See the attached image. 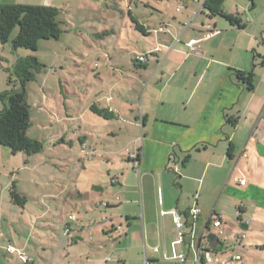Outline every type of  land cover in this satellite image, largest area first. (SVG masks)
<instances>
[{"label": "crops", "instance_id": "0c3cea01", "mask_svg": "<svg viewBox=\"0 0 264 264\" xmlns=\"http://www.w3.org/2000/svg\"><path fill=\"white\" fill-rule=\"evenodd\" d=\"M127 1L130 5L132 0ZM136 1L147 13L129 12L128 20L122 14L126 39L114 26L89 27L90 40L79 32L89 59L95 57L89 65L96 70L94 79L88 77V84L80 88L83 59L74 64L78 75L70 79L72 95H63V85L70 87L71 82L64 77L59 94L48 95L42 88L40 109L55 115L59 125L49 142L65 153L54 164L60 186L42 196L57 206L40 202V214L29 223H18L9 196V203L5 201L7 184H1L3 260L8 253L4 241L6 248L13 246L32 258L31 264H143L144 257L151 264H181V254L186 259L182 264H193L190 244L196 245L201 235H212L219 242L215 249H222L219 257L233 252L247 264H258L245 255L250 249L262 253L258 231L264 230V66L259 65L263 31L250 30L244 18L243 29L222 18L224 25L219 26L214 21L219 17L212 21L192 0H184L174 12L167 5L170 0ZM31 2L0 0L34 5ZM131 18L146 34L134 29ZM206 25L213 31L209 37ZM190 41L196 42L192 48L187 46ZM140 55L147 60L135 64ZM237 72L253 73L252 89ZM49 96L56 99L55 110ZM26 99L29 104L30 97ZM92 107L107 116L95 114ZM27 136L39 140L28 130ZM4 148L0 147V176L7 169L14 173L7 165L11 158L25 156ZM127 150L139 154L138 169L128 160ZM22 169L33 170L30 160ZM192 207L200 210L195 220L185 217ZM173 210L187 221L181 244L175 243ZM50 216L57 221L51 224ZM216 220L219 228L211 225ZM240 233L245 239L236 243Z\"/></svg>", "mask_w": 264, "mask_h": 264}, {"label": "rangeland", "instance_id": "374dc122", "mask_svg": "<svg viewBox=\"0 0 264 264\" xmlns=\"http://www.w3.org/2000/svg\"><path fill=\"white\" fill-rule=\"evenodd\" d=\"M33 2H35L34 5H29L50 6L58 9L59 14L57 18L61 23L60 27L62 33L57 40L51 39L39 41L35 51L22 48L13 50L11 46L12 40L18 32V28L15 27L7 42L0 44V92L9 88L10 85H8V82L10 80L12 82L17 80L15 65L19 59L35 57L38 64L44 67L38 72L33 69L34 78L29 81L25 87L27 96L30 97L28 106H31L32 108L29 111V117L32 124L28 129V133L30 137L39 139L42 143V149L38 154L32 155L31 157L29 156L30 158L26 157V155L11 158L7 162V165L9 168L12 167L14 173L10 175L7 169V171L2 173V176H0V185L2 184V186H4L7 184L6 189L3 191L6 203H9L8 188L9 185H11V181L15 182L14 184L17 192L25 197L23 209L18 208L19 206L16 205L11 206L18 214V216H16V221L18 223H21V219H24L25 222L29 223L31 219L35 218V213L40 214L43 210L40 206V202L41 204L48 203L53 207V209L57 206L55 201L50 198L46 200L42 196L46 193L53 194L57 190V187L60 186V183L54 177L53 172L58 171V168L54 164L57 156L62 158L65 153H62L59 148H56V150L53 146L55 144L54 142H49L51 136H55L59 125L57 124V117L55 115H52L44 109H40V98L43 94L42 88L44 87L48 90V95L59 94V82H62L63 77L66 80H70L72 78V74L78 75L77 72H74L77 70V67H75L74 64L76 61H82L84 59V65H80L84 71L82 74L83 80L79 84L80 88L83 89L85 84H88L89 78H95L96 70L93 68L91 69L89 66L95 62V57H91L92 59H89L87 44L82 42L79 32H81L87 40H90L89 36H87V32L92 26H114L117 31L122 29V38L126 39V31L123 27H121L123 22L122 14H124L126 20H128L129 12L136 14V16H144V14L147 13L144 5L136 0H132L130 5L127 0H51L48 3L49 5L40 3L41 0H32L31 3ZM184 2L186 1L170 0L167 5L170 6V9L174 12V8H176L178 4L183 5ZM223 9L225 11L232 12L233 14H239V17L244 18L246 23L248 22L247 25L250 30L255 33H258L259 30L263 31L264 38V0H224ZM203 13L207 14L204 11ZM207 17H209L208 14ZM158 18L160 19L157 14H154V19L157 20ZM211 20L213 21V18H211ZM196 21H198V19ZM214 21L219 24V26L224 25L223 22H221L223 21L221 18H216ZM128 43L129 41H126L123 45L126 46ZM122 53L125 54V56H128V53ZM61 66L63 69L60 71L59 68ZM89 68L91 71H88ZM63 86L64 88H67V91H63V95L65 97L67 95H72V81L70 82V87H67L66 85ZM49 99L51 104L54 106L53 109L55 110L56 107H58L56 99L50 96ZM1 108L2 105L0 103V110ZM40 112H44L46 114ZM49 117L53 119V122H48ZM63 124L67 126L65 121H63ZM78 150L79 149H77V151ZM27 160H30V168H33V170L22 169L19 171V168L22 167V163ZM50 160L53 161V164L50 163ZM73 164L76 167L75 160H73ZM74 166H70L69 170L74 168ZM47 167L51 168L50 171ZM41 174H43V176L49 175L53 179L48 181L44 179ZM51 215L55 216L56 213H51ZM56 221L57 218L53 217L51 222H49L53 224ZM40 224L46 225L47 223L40 220ZM245 233L249 235L250 232ZM258 234L262 236V243L260 247L262 253H256V251L254 252L252 249H250L249 255L247 253L246 255L243 254L244 252H242V250L237 251V253L245 255V257L252 256L254 259H251L256 261L258 264H264V230L261 232L258 231ZM2 245H5L4 248L7 249L6 242L3 241ZM17 251L19 250L17 249ZM233 254V252H230L229 255ZM6 255V259L3 260L0 252V264L4 263V261H6V263L8 261L9 264H24L18 257L17 252L11 254L12 256L8 253H6ZM64 263L67 262L65 261Z\"/></svg>", "mask_w": 264, "mask_h": 264}, {"label": "trees", "instance_id": "16d2710c", "mask_svg": "<svg viewBox=\"0 0 264 264\" xmlns=\"http://www.w3.org/2000/svg\"><path fill=\"white\" fill-rule=\"evenodd\" d=\"M223 2L224 0H204L202 8L206 10L210 18L219 17L232 27L245 28L246 24L239 17V14H229L223 9ZM58 14V9L50 6L0 3V44L7 42L15 27L18 28V32L12 40L13 50L22 48L35 51L39 41L59 39L62 30L61 23L57 18ZM130 20L136 31L146 34V30L141 24L133 18ZM134 63L140 64L136 60ZM259 65L264 66V55L260 56ZM254 66L255 64H253ZM43 68L42 65L38 64L35 57L19 59L15 65L17 80L14 82L10 80L8 82L9 88L0 92L2 105L0 110V147L9 149L13 155L22 153L26 156H32L38 154L42 149V143L39 140L27 136L31 121L25 87L34 78L33 69L38 72ZM236 74L247 85L248 89H252V72H237ZM91 110L95 114L107 116L104 111H99L94 107ZM229 123L234 124L235 120H229ZM8 194L13 205L23 207L25 197L17 192L14 182L11 183Z\"/></svg>", "mask_w": 264, "mask_h": 264}, {"label": "built area", "instance_id": "2783aa9c", "mask_svg": "<svg viewBox=\"0 0 264 264\" xmlns=\"http://www.w3.org/2000/svg\"><path fill=\"white\" fill-rule=\"evenodd\" d=\"M196 4L199 5V10L202 9V5L204 0H193ZM206 29V35L205 37H209L213 34V31H211V27L209 25L205 26ZM196 44L195 41H190L187 43V46L192 48ZM147 60L146 55H140L136 58V61L139 63H144ZM127 158L128 160L133 164L135 169H138L139 166V154L132 151L127 150ZM240 184H244V181H240ZM200 210L196 207L190 208L185 217L191 218L192 220H195V218L199 215ZM161 214H163L161 212ZM172 214V223L174 227V232L176 234V244H181L184 241L185 237V231L184 227L187 224L186 220H183V214L177 210L171 211ZM70 220H75V217L73 215L69 216ZM249 224V221H244V225L247 226ZM213 228H219L220 222L219 221H213L211 223ZM68 229L65 230V234L67 235ZM221 234V233H219ZM210 236V235H208ZM207 235L200 236L199 240L196 245L190 244L191 249L193 250L194 257L192 260L193 264H247L246 261L237 254L233 255H226L225 257H219V254H221L222 249H215V247L212 245L209 237ZM243 239H245V233H240L236 237V243H240ZM8 253H18V257L24 264H31L33 260L26 255L25 253L17 251L13 246L7 247ZM153 251L156 253L158 252L157 248H153ZM177 260L179 263H184L186 261L184 255H179L177 257ZM143 264H151V261L146 259V257L143 258Z\"/></svg>", "mask_w": 264, "mask_h": 264}, {"label": "water", "instance_id": "95a60500", "mask_svg": "<svg viewBox=\"0 0 264 264\" xmlns=\"http://www.w3.org/2000/svg\"><path fill=\"white\" fill-rule=\"evenodd\" d=\"M208 237H209V239H210L212 245L215 246L216 243L218 242L217 238H216L215 236H212V235H210V236H208Z\"/></svg>", "mask_w": 264, "mask_h": 264}]
</instances>
